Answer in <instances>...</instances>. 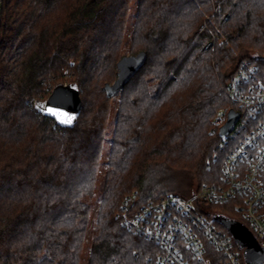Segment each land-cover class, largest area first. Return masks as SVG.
Wrapping results in <instances>:
<instances>
[{
    "label": "trees",
    "instance_id": "16d2710c",
    "mask_svg": "<svg viewBox=\"0 0 264 264\" xmlns=\"http://www.w3.org/2000/svg\"><path fill=\"white\" fill-rule=\"evenodd\" d=\"M131 1L7 0L0 264H155L158 249L117 218L126 196L156 200L166 194L158 185L178 172L197 188L221 182L224 152L213 121L232 108L222 87L243 61L264 62V0H137L136 23H148L135 26L124 56ZM120 69L128 79L116 92L101 171L106 89ZM60 83L78 86L82 107L71 127L34 109Z\"/></svg>",
    "mask_w": 264,
    "mask_h": 264
},
{
    "label": "built area",
    "instance_id": "2783aa9c",
    "mask_svg": "<svg viewBox=\"0 0 264 264\" xmlns=\"http://www.w3.org/2000/svg\"><path fill=\"white\" fill-rule=\"evenodd\" d=\"M6 5L7 0H0V41ZM260 64L241 65L222 89L232 108L218 112L214 129L219 132L230 110L239 119L220 138V183L200 186L188 197L164 195L140 203L136 191L126 196L117 218L158 249L155 264H248V247L238 246L224 220L264 248V62ZM212 206L229 207L234 218L213 213Z\"/></svg>",
    "mask_w": 264,
    "mask_h": 264
},
{
    "label": "water",
    "instance_id": "95a60500",
    "mask_svg": "<svg viewBox=\"0 0 264 264\" xmlns=\"http://www.w3.org/2000/svg\"><path fill=\"white\" fill-rule=\"evenodd\" d=\"M264 61V59L262 60ZM127 71L120 69L118 79L112 86L106 89L107 98H111L117 90L124 86V82L128 79H124V75ZM82 107V102L76 84H57L52 89L50 95L43 101L36 100L34 102V109L37 113L44 117L54 119L61 126H72L77 120ZM51 110V111H50ZM66 113L67 116L53 115L52 113ZM67 117H72L70 124L62 123ZM239 119V114L234 113L232 110L228 112L227 122L222 126L218 132V137L223 138L229 135ZM221 220L220 217H217ZM226 226L230 229L231 234L238 243L239 247L247 246L248 251L245 254V260L248 264H260L263 260L264 248H260L255 240L250 236L240 235V228L237 225L224 220Z\"/></svg>",
    "mask_w": 264,
    "mask_h": 264
},
{
    "label": "rangeland",
    "instance_id": "374dc122",
    "mask_svg": "<svg viewBox=\"0 0 264 264\" xmlns=\"http://www.w3.org/2000/svg\"><path fill=\"white\" fill-rule=\"evenodd\" d=\"M136 8H137V0H132L131 1V5H130V9L128 12V18H127V23H126V31H125V35H124V43H123V48H122V55L124 56H129V49L131 47V39H132V32L135 28V26H137V28L139 29L140 27H142L143 25L148 23V19L146 17H143L139 23H136ZM135 45L137 48L141 47L143 45V42L140 40H136L135 41ZM250 61L249 60H244L243 64L247 65L249 64ZM227 83V82H226ZM224 83V85L226 84ZM223 85V87H224ZM222 87V89H223ZM112 99L110 100V115L108 117V124H107V136H106V141L104 144V148L101 154V159H100V167L102 168L101 171L105 170V163L107 162V160L109 159L108 154H109V143H110V136L111 133L113 132L114 129V121H115V113L117 110V104L119 102V94L115 93L112 97ZM229 109V108H228ZM221 110H227V109H220ZM218 111V112H219ZM218 114V113H217ZM167 180L170 179L171 182H163L161 184L158 185V188L161 190H164L162 192H165V195H178L181 197H188L189 195H191L198 187H196V182L189 178V176H187L185 173L183 172H178L176 174H170L169 176H167L166 178ZM101 200V195L98 194L95 198H94V210L93 212H91L90 215V224H89V228H88V235L91 234L90 232L93 230L94 226H95V218H96V209L100 203ZM146 201H150L148 199H140L139 202L140 203H144ZM211 210L213 213L222 215L224 217H231L234 218L233 216L235 215L232 210L229 207H218V206H212ZM217 227L221 228L219 225H216ZM90 237V236H88ZM89 238H87V240L85 241V245H84V255L85 257L89 254ZM81 264H86V261H81Z\"/></svg>",
    "mask_w": 264,
    "mask_h": 264
},
{
    "label": "snow or ice",
    "instance_id": "6c2138e0",
    "mask_svg": "<svg viewBox=\"0 0 264 264\" xmlns=\"http://www.w3.org/2000/svg\"><path fill=\"white\" fill-rule=\"evenodd\" d=\"M52 114L53 115H63V116H67L66 113H56V112H53ZM72 119H73L72 117H67V119H65V120L62 121V123L70 124L72 122Z\"/></svg>",
    "mask_w": 264,
    "mask_h": 264
}]
</instances>
